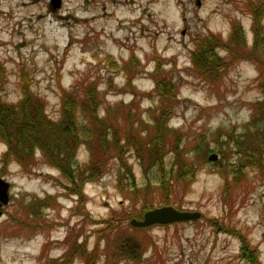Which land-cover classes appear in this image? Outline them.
Listing matches in <instances>:
<instances>
[{"label": "rangeland", "instance_id": "374dc122", "mask_svg": "<svg viewBox=\"0 0 264 264\" xmlns=\"http://www.w3.org/2000/svg\"><path fill=\"white\" fill-rule=\"evenodd\" d=\"M252 5L264 29V0H0V100L30 92L56 121L64 94L79 99L94 84L108 149L95 163L100 177L70 186L39 150L29 163L3 161L0 140L10 183L0 264H264V55L218 47L227 65L211 82L191 54L196 37L226 40L233 23L251 48ZM155 76L176 89L161 130ZM75 110L79 131L95 133ZM85 136L78 167L97 146ZM158 139L161 169L146 147ZM161 206L200 217L129 224Z\"/></svg>", "mask_w": 264, "mask_h": 264}, {"label": "trees", "instance_id": "16d2710c", "mask_svg": "<svg viewBox=\"0 0 264 264\" xmlns=\"http://www.w3.org/2000/svg\"><path fill=\"white\" fill-rule=\"evenodd\" d=\"M257 7L252 5L250 8L254 15V38L251 48H246L239 23L232 24L231 33L226 40L215 34L195 38V48L191 51V54L197 74L209 79L211 82L220 76V71L224 70L227 63L216 51L218 47L225 48L232 57L239 59L254 60L258 57L257 55H264V38L260 37V35H263L264 29L259 26L262 15L258 12ZM167 81V83H164L155 76V89L160 96L158 106L160 113L155 122V127L159 130H161V125L165 123L164 119L167 118L173 107L171 101L176 100V89L169 79ZM82 90L84 92H82L79 99H77V95H75V98H73V95H63L60 110L61 117L56 121L45 114L43 101L30 92L24 91L21 100L15 104H6L0 100V140L6 145V152L2 160L11 159L21 164L29 163L35 151L39 150L47 161L55 166L64 178L69 180L70 186L75 185L76 178L81 182H85L100 177L101 171L94 173L95 163L108 155V149L105 147L107 139H105L101 128L103 120L98 116V90L94 84H88L82 87ZM165 104H168L167 107H165ZM75 109H79L85 120H88L82 125L86 123L89 125L95 124L98 128L95 133H93L91 127L86 132L79 131L81 123H77L78 115H76ZM165 109H167V112ZM81 134L86 135L82 140L85 142L90 141L92 135H96L97 139L96 147L93 146V142L91 145L88 144L91 151V161L87 164L88 168L76 166L74 160ZM147 144L149 158H157L161 164V169L163 164V141L158 139L151 146L150 142ZM95 154H98V156H95ZM160 179L162 180L163 177L161 176ZM161 185L164 187L162 182ZM105 223V226H107L108 223ZM113 228L114 226L111 227V230ZM127 252H129L127 253L129 257H135L132 251L128 250Z\"/></svg>", "mask_w": 264, "mask_h": 264}, {"label": "water", "instance_id": "95a60500", "mask_svg": "<svg viewBox=\"0 0 264 264\" xmlns=\"http://www.w3.org/2000/svg\"><path fill=\"white\" fill-rule=\"evenodd\" d=\"M54 6L59 5V0H52ZM217 156L211 154L209 159L213 160ZM9 187L10 183L4 178L0 177V216L2 215V208L8 203L9 200ZM200 217V213L196 211H181L172 206H161L146 211L141 219L132 218L129 224L132 227L147 228L152 225L170 224L174 222H183L187 220H195Z\"/></svg>", "mask_w": 264, "mask_h": 264}]
</instances>
